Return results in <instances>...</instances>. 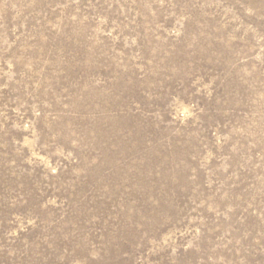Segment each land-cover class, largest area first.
<instances>
[{
    "label": "rangeland",
    "instance_id": "obj_1",
    "mask_svg": "<svg viewBox=\"0 0 264 264\" xmlns=\"http://www.w3.org/2000/svg\"><path fill=\"white\" fill-rule=\"evenodd\" d=\"M0 264H264V0H0Z\"/></svg>",
    "mask_w": 264,
    "mask_h": 264
}]
</instances>
